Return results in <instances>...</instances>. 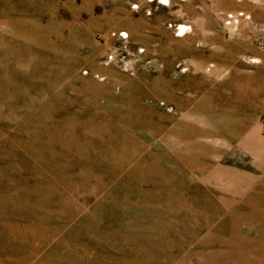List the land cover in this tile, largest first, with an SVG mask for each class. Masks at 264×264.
I'll return each instance as SVG.
<instances>
[{"label":"rangeland","instance_id":"rangeland-1","mask_svg":"<svg viewBox=\"0 0 264 264\" xmlns=\"http://www.w3.org/2000/svg\"><path fill=\"white\" fill-rule=\"evenodd\" d=\"M0 264H264V0H0Z\"/></svg>","mask_w":264,"mask_h":264},{"label":"bare ground","instance_id":"bare-ground-1","mask_svg":"<svg viewBox=\"0 0 264 264\" xmlns=\"http://www.w3.org/2000/svg\"><path fill=\"white\" fill-rule=\"evenodd\" d=\"M163 1H165V3L169 2L168 0H163ZM189 29H190V27L180 26V27H179V32H180L181 34H183L185 31H187V30H189Z\"/></svg>","mask_w":264,"mask_h":264},{"label":"flooded vegetation","instance_id":"flooded-vegetation-1","mask_svg":"<svg viewBox=\"0 0 264 264\" xmlns=\"http://www.w3.org/2000/svg\"><path fill=\"white\" fill-rule=\"evenodd\" d=\"M169 1V0H168Z\"/></svg>","mask_w":264,"mask_h":264}]
</instances>
